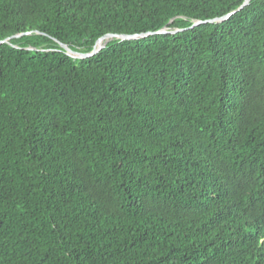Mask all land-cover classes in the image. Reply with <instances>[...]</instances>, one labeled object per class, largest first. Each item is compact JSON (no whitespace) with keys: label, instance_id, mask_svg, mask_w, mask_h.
<instances>
[{"label":"trees","instance_id":"16d2710c","mask_svg":"<svg viewBox=\"0 0 264 264\" xmlns=\"http://www.w3.org/2000/svg\"><path fill=\"white\" fill-rule=\"evenodd\" d=\"M242 2L0 0V264H264V0L189 28Z\"/></svg>","mask_w":264,"mask_h":264},{"label":"water","instance_id":"95a60500","mask_svg":"<svg viewBox=\"0 0 264 264\" xmlns=\"http://www.w3.org/2000/svg\"><path fill=\"white\" fill-rule=\"evenodd\" d=\"M250 0H243V2L234 10H231L219 17H214L211 19H205V20H200V19H195L193 20V22L191 23V25L189 26V28L198 26L201 23H205V22H220L223 21L227 18H229L230 15H232L234 12H236L237 10L241 9L242 7H244L245 5H247L249 3ZM182 30V28H169L167 25H164L163 27L154 30V31H146V32H142V33H133V34H117V33H106L104 35H102L101 37L98 38V40L96 41V43L94 44L93 48L89 51L86 52H80V51H74L72 50L67 44L62 43L60 41H57L59 46L65 51L66 54H68L69 56L73 57V58H86L88 56L94 55L96 54L101 48H103L105 46V44L111 40V39H135V38H142L145 37L147 35H151V34H162V33H174L176 31ZM32 32H36L39 33L38 30H28V31H23V32H19V33H15L9 37H6L2 40H0V43H10V39L14 38V37H18V36H22V35H28L31 34Z\"/></svg>","mask_w":264,"mask_h":264}]
</instances>
